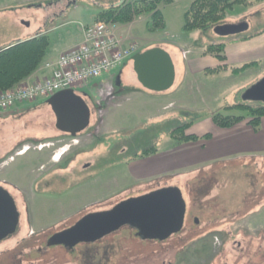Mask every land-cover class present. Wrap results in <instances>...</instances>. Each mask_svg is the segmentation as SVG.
Wrapping results in <instances>:
<instances>
[{"label": "rangeland", "instance_id": "rangeland-1", "mask_svg": "<svg viewBox=\"0 0 264 264\" xmlns=\"http://www.w3.org/2000/svg\"><path fill=\"white\" fill-rule=\"evenodd\" d=\"M123 1L130 0H0V50L19 42L20 36L38 32L47 33L51 48L57 49L75 41L81 26L93 22L100 11ZM189 3L176 0L159 5L164 30H151L147 14L135 18L132 25L115 24L113 29L115 35L134 37L140 51L156 45L170 54L175 77L163 92L141 86L131 59L114 72L122 73L123 78L130 74L132 82L125 78L123 82L131 88L165 95L162 102L173 101V110L153 116L156 107H143L137 95L121 89L127 88L123 83L117 90L102 87L95 91V98L104 99L109 108L103 113L106 122L101 132L90 82L75 90L90 107V126L73 138L56 129L51 107L42 99L26 102L22 111L0 109V183L9 184L20 212L16 232L0 241V264H264V190L247 191L251 185L259 189L264 175L257 174L250 161L240 171L217 165L206 177H184L178 187L186 206L184 224L166 240H142L134 229L124 226L72 250L46 245L54 233L86 212L107 210L123 199L158 189V185L175 186V178L170 183H136L128 162L144 148H161L168 130L179 122H195L216 111L246 114L242 108L229 112L225 107L243 103L244 89L264 73L253 70L233 78L209 73L184 80L186 62L195 52L234 36L219 35L215 28L184 31L183 12ZM240 23H247L246 34L262 30L264 1L250 7L236 5L219 25ZM116 96L123 97L121 104L111 105ZM172 112L178 116V124L171 119ZM41 143L50 146L39 149ZM244 216L247 229L236 231L235 221ZM254 226L263 227L260 235L255 234Z\"/></svg>", "mask_w": 264, "mask_h": 264}, {"label": "crops", "instance_id": "crops-1", "mask_svg": "<svg viewBox=\"0 0 264 264\" xmlns=\"http://www.w3.org/2000/svg\"><path fill=\"white\" fill-rule=\"evenodd\" d=\"M97 15L94 17L93 22L86 23L84 24V26L91 25L96 22ZM134 22L135 21H132L131 23H129V25H132ZM114 26L115 24L113 25V29ZM41 33L42 32H38V34L26 36L27 38H23V36H20L18 39L19 41H23L36 37L38 35L47 36V33ZM116 36L121 39L124 44H128L130 42H137L134 37H125L122 33L116 34ZM81 41L82 33L80 36L77 37L75 41L68 44H64L57 49L55 47L51 48L50 43V46L46 51L41 65L26 79L31 80L48 76L50 74V70L44 66L45 63L49 61H55L61 53L71 47L78 45ZM224 43V61H219L215 56L210 53H204L205 48H203L202 50L198 51L199 53L195 52L197 55L190 59L189 62H186L187 66L183 75L184 80L187 79L186 77L189 78L198 74H209L205 72L207 68H212L224 64L229 66H240L249 62H256V65L249 67L241 74L253 70L259 72V74L260 72L264 73V28L261 32L254 34L248 39H227ZM155 46L156 45H150L146 49ZM115 70L103 75L100 78L92 80L90 84V94L94 96V104L95 107L97 106L98 108V127L100 128V130L103 129V126L106 122L105 119L102 118L103 113L105 115L107 109L109 108V104L104 102V99L99 98V103V101H97L98 99L95 98V91L102 87L108 88L110 86H115L117 90V87H119V85L123 83V85L127 88L121 89L127 90L129 94L132 93L137 95L139 103L143 107H156L153 108L155 110V114H153V116L156 114H163L164 112H167L168 109L173 110V108L171 107L173 105V101H168L166 103L162 102L163 100H166L165 95L152 94L141 89L131 88L123 82L124 78L127 80V82H132L130 74H125V77L123 78L122 73L114 72ZM212 74H225V76H227L228 78H233L237 76L235 74H232L228 69L214 72ZM115 83H117L118 86H116ZM248 87L249 86H247L245 89H247ZM122 98L123 97L116 96L115 100L110 104L118 106L121 104ZM244 102H248L251 104L255 101L243 99V103ZM234 104L238 103H233L232 105ZM24 106L25 103L18 104L10 110L22 111L24 109ZM8 111L2 112L6 114L8 113ZM228 111L230 112L231 110ZM213 113L214 112L210 113L209 115L203 118H200L199 120H195V122L192 121L191 126L186 130L188 134H194L199 137H202L205 134H209L208 138H198L197 140L176 144L169 138L167 134L168 138L166 139L165 143L161 148H158L156 152L144 157L132 159L130 158L128 166L129 173L131 174L132 179L138 184H151L157 180L170 183L169 179L175 178V181L173 182L172 180V183H175L174 185L180 188L179 184H183L181 183V181L184 177H187V175L193 176L194 179L198 176L206 177L207 174L213 173L212 170L214 166L217 165H220L222 167L229 166L230 168H238V171H240V168L246 167L245 163L249 161L251 163L250 166H252V168L257 174L264 175V163L262 161L264 160V116L261 118L259 129L255 130L246 119L237 122L236 124L230 127H218L212 121ZM177 117L178 116L176 115V113L172 112L171 119L178 124L179 120L176 119ZM109 123L110 121H107V124ZM233 173L234 176H237L234 170ZM190 180H192V178H190ZM164 185L166 186V184ZM254 185H256V183ZM157 187L160 188L163 186L158 185ZM263 190L264 183H259V189L254 188L251 185V188H249L247 191L256 192ZM255 213L256 211L250 213L249 215H254ZM249 215L246 214L245 216H248L249 218ZM245 216L235 221L236 228H238L236 231H240V229L245 227V224L247 223V217ZM218 228L220 230H223V227L221 226H218ZM245 228L247 229V227ZM262 229L263 227L258 228L254 226L255 234L260 235ZM249 233L250 232H247V234Z\"/></svg>", "mask_w": 264, "mask_h": 264}, {"label": "water", "instance_id": "water-1", "mask_svg": "<svg viewBox=\"0 0 264 264\" xmlns=\"http://www.w3.org/2000/svg\"><path fill=\"white\" fill-rule=\"evenodd\" d=\"M214 28L217 34L227 36L244 32L248 25L226 24ZM131 60L144 89L163 92L173 85L175 68L166 50L152 47L135 53ZM242 99L264 103V76L244 90ZM45 102L51 107L59 131L74 137L89 126L90 107L73 89L57 91ZM185 212L180 189L160 187L123 199L107 210L85 214L70 227L54 233L46 245H62L72 250L78 244L95 242L124 226L134 229L135 235L142 240L163 241L181 231ZM19 221L20 212L13 196L0 186V241L16 232Z\"/></svg>", "mask_w": 264, "mask_h": 264}, {"label": "trees", "instance_id": "trees-1", "mask_svg": "<svg viewBox=\"0 0 264 264\" xmlns=\"http://www.w3.org/2000/svg\"><path fill=\"white\" fill-rule=\"evenodd\" d=\"M175 1L176 0L123 1L118 5L110 6L100 11L96 20L106 23L123 24L130 23L135 20V18L147 14L149 15L151 21L149 26L151 30H164L166 23L159 5L173 4ZM263 1L264 0H190L188 7L183 12L182 29L184 31H188L192 29L206 30L214 28L228 16L229 11H232L236 5L250 7L251 5L261 3ZM261 31L251 34L243 32L238 35H234L229 39L245 40ZM224 42L208 44L204 49V53H210L219 61H224ZM49 46L50 41L48 36L38 35L30 39L16 42L7 48L0 50V91L18 85L21 81L37 70L42 63ZM254 65H256V62H249L240 66H229L224 64L207 68L205 72L214 73L228 69L232 74L239 75ZM233 108H242L246 111V114L236 115L216 111L212 114V121L214 124L218 127L226 128L246 119L255 130L259 129L261 118L264 116V103L251 105L248 102H244L225 107L226 110H232ZM191 124L192 122H185L174 126L167 132L169 138L174 143L178 144L181 142L197 140L198 138L209 137V134H205L202 137L194 134H188L186 130L191 126ZM156 151V146L144 148L139 152H136L131 159L144 157Z\"/></svg>", "mask_w": 264, "mask_h": 264}, {"label": "built area", "instance_id": "built-area-1", "mask_svg": "<svg viewBox=\"0 0 264 264\" xmlns=\"http://www.w3.org/2000/svg\"><path fill=\"white\" fill-rule=\"evenodd\" d=\"M82 33L80 44L64 51L55 61L45 63L50 75L1 90L0 108L43 98L61 89L81 87L121 65L139 48L136 43L124 45L111 25L104 22L83 27Z\"/></svg>", "mask_w": 264, "mask_h": 264}, {"label": "flooded vegetation", "instance_id": "flooded-vegetation-1", "mask_svg": "<svg viewBox=\"0 0 264 264\" xmlns=\"http://www.w3.org/2000/svg\"><path fill=\"white\" fill-rule=\"evenodd\" d=\"M0 163H2V161H0ZM5 181V180H4ZM3 181V183H0V186H2L3 188H5V189H7L8 190V186H9V184L8 183H6V182H4ZM9 191V190H8ZM10 192V191H9ZM10 194H11V192H10ZM12 195V194H11ZM14 198V197H13ZM89 213V212H88ZM86 214H87V212H86ZM81 216H84V214L83 215H81ZM81 216L78 218V219H80L81 218ZM78 219H76V221L78 220ZM76 221H74L73 223H71V225H73ZM71 225H69V226H71ZM69 226H67V227H69ZM111 234V233H110ZM178 234V233H177ZM107 235H109V234H107Z\"/></svg>", "mask_w": 264, "mask_h": 264}]
</instances>
